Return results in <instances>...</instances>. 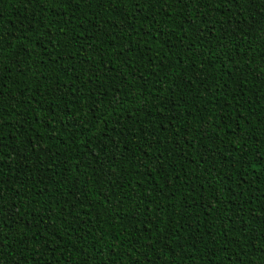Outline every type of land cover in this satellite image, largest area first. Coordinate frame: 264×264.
I'll return each mask as SVG.
<instances>
[{
	"label": "trees",
	"instance_id": "16d2710c",
	"mask_svg": "<svg viewBox=\"0 0 264 264\" xmlns=\"http://www.w3.org/2000/svg\"><path fill=\"white\" fill-rule=\"evenodd\" d=\"M262 5L0 0L2 264H264Z\"/></svg>",
	"mask_w": 264,
	"mask_h": 264
},
{
	"label": "snow or ice",
	"instance_id": "6c2138e0",
	"mask_svg": "<svg viewBox=\"0 0 264 264\" xmlns=\"http://www.w3.org/2000/svg\"><path fill=\"white\" fill-rule=\"evenodd\" d=\"M26 2L27 3H33L34 0H26ZM47 2L49 4V6L55 5V6L59 7L61 9V11H70V8L74 9V8H78L81 4H85V5L90 4L93 2V0H47ZM95 2L106 3L110 6H113L112 7L113 12H117V10L122 8L125 4H131L133 6V12H136L139 10V6L141 3H153L154 2V3L160 4V5L168 4L169 7H175L176 5H182L184 7H188L189 5L194 4V5H196L197 9H199V8H204L205 5L209 4L210 0H95ZM224 2H226L228 5H231V4H240L241 2L247 3V2H251V0H224ZM35 3H37L40 6L41 11H43L45 0H35ZM262 6H264V5H262ZM219 8H220V2H216V9H219ZM119 15H120V13L117 12V17H119ZM128 15H130V14L127 12L126 9H124V12H123L124 19H122V21H121L122 27L127 26L130 28L131 24L134 23V21H132V22H128L127 25L125 24V20H126V17ZM198 15H199V12L197 11L196 13H193L191 16H189V18L187 20V24L197 25L198 28L201 31H203L204 19H200L199 21H197L196 17ZM233 16H235V14H233ZM143 19L146 20L147 16H144ZM57 23H59V21H57ZM228 23L230 24L231 21H229ZM236 27H239V25H237ZM45 29H47V26H45ZM235 31H236V28L231 29V31L229 32V39L224 44V47H227L228 43H231L230 37L235 34ZM81 35H83V33H81ZM125 35H130V33L126 32ZM25 40H27V37H24L22 39L21 43H23ZM36 40L40 41V37H36ZM40 42H41V44L43 43V41H40ZM33 43H35V42H33ZM5 46L10 47L11 45L9 42L4 40V34H0V55H2V50ZM25 51H27V49H25ZM123 52H124V49H121V55H123ZM41 54L43 55V53H41ZM124 62L127 63V57L125 58ZM17 63H19V62L17 61ZM89 70H91V69H89ZM6 71H8L7 65L4 64L2 60H0V73L6 72ZM230 74L231 73H229V75ZM261 76H264V66L260 67L259 73L257 75V79H259ZM125 79H127V77H125ZM196 79H199V77H196ZM205 79H207L206 76H205ZM185 82L191 83V80H186ZM57 91H59V89H57ZM3 95H4V87L2 86V84H0V97H3ZM227 98H228L227 95H225L224 99L227 100ZM13 99H15V97H13ZM101 99H102V97H101ZM115 100H116V97L114 96L112 98V101L108 102V106L111 108H114L115 103L113 101H115ZM0 104H2V100H0ZM98 107H99V105H96V108H98ZM92 111H93V113H95V109H92ZM2 112H3V108H0V134H6V133H4V118L2 117ZM13 112H16V110L13 109ZM17 115L19 116V119L17 120V126L20 128H23L24 122H25V114L24 113H17ZM221 119H223V117H221ZM161 122H163V117L161 118ZM80 131L83 133V132H87L88 129L86 127L81 126ZM203 131L207 132V129H203ZM41 139H43V137H41ZM90 142L91 141H88V143H90ZM72 143H73V145H75L76 149H79L81 144H84L85 142L81 141L80 143H77V140L73 139ZM113 143H114V141H113ZM99 147H100V150L103 151V149L105 147H107V144H101V145H99ZM150 147H151V145H149V148ZM149 148L143 149L144 157L149 155ZM65 150L69 151V149H65ZM112 155H115V154L111 153L110 156H112ZM257 155L260 157V159H264V155H261L259 153ZM92 156L95 159L96 153L93 152ZM87 160H88L87 156H83V157L79 158L77 161V166L79 164H84L85 161H87ZM62 162L66 164L67 158H65ZM137 163L143 164V157H141L137 161ZM90 164H91V161H88V165H86V167L89 166ZM145 167H146V165H145ZM162 167H163L162 163L157 158V168L159 169ZM110 174H114V173H110ZM258 178L259 177H257V179ZM69 179H71V178H69ZM73 182H75V181H73ZM109 192L113 197H115L116 194L114 192H111V190H109ZM2 200H3V195L0 194V201H2ZM153 203H156V202L153 201ZM145 207H148V205H145ZM165 207H167V206H165ZM161 210H162L161 205L159 203H156V207L153 210V212L155 214H158ZM133 211L136 213V215H142L146 219L149 216L148 212H140L136 209H134ZM168 215L170 216L171 213H169ZM0 216H7L9 219H11L15 216V212L13 211V209H10V208L5 209L4 207L0 206ZM133 218H135V217H133ZM156 219L160 220L159 215H156ZM13 222H15V220H13ZM5 223H6L5 220L0 219V225H3ZM173 227L178 230L179 228H182L183 225L176 223L173 225ZM161 231H163V229H161ZM153 235H155V234H153ZM171 235H173V232L171 230H169L168 232L165 233V239H167V237L171 236ZM221 235H223L226 240L231 239V237H229L227 235V230H225V232H222ZM149 239H151V237H149ZM213 243H215V240H213ZM2 247H3V243L0 242V248H2ZM217 250H219V249H217ZM2 262H3V255L0 254V264H2Z\"/></svg>",
	"mask_w": 264,
	"mask_h": 264
}]
</instances>
